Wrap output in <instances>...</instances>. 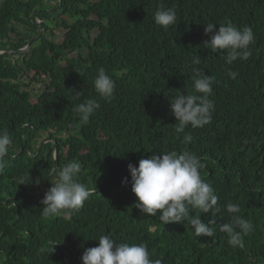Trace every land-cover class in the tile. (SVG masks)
Segmentation results:
<instances>
[{
  "label": "trees",
  "instance_id": "1",
  "mask_svg": "<svg viewBox=\"0 0 264 264\" xmlns=\"http://www.w3.org/2000/svg\"><path fill=\"white\" fill-rule=\"evenodd\" d=\"M62 2L52 17L43 0H0V131L12 139L8 167L0 173V264H81L83 251L97 246L101 234L117 243L145 242L150 258L163 264H264V0ZM161 4L176 10L177 24L168 29L153 20ZM80 13L92 19H58ZM36 20H50L43 27L51 38L57 35L52 27L63 31V44L46 35L33 40L41 29ZM209 22L216 29L227 22L250 27L255 42L249 58L228 65L222 51L204 48ZM21 25L28 27L23 36L16 28ZM91 30L115 41L121 54L118 67L107 72L116 83L111 101L101 100L93 87L100 65L88 67L84 60ZM196 56L199 66L192 64ZM194 67L214 78L212 122L177 134L170 100L176 90H194ZM229 70L238 73L235 79ZM30 82L43 84L42 93L31 94ZM69 89L83 96L74 100ZM88 98L101 107L82 125L72 109ZM43 132L46 141L39 140ZM185 134L192 135L190 143ZM167 151H191L207 165L201 175L222 209L217 227L229 219L224 205L239 202L240 215L254 225L243 248L229 245L219 230L197 238L187 222L162 224L159 211L152 217L133 207L127 165ZM72 161L82 165L78 182L97 191L77 212L44 217L41 201L55 179L50 173ZM27 171L39 185H17L16 177ZM124 178L129 183L122 184ZM190 215L211 218L197 210ZM49 241L57 243L50 254Z\"/></svg>",
  "mask_w": 264,
  "mask_h": 264
},
{
  "label": "clouds",
  "instance_id": "2",
  "mask_svg": "<svg viewBox=\"0 0 264 264\" xmlns=\"http://www.w3.org/2000/svg\"><path fill=\"white\" fill-rule=\"evenodd\" d=\"M68 17V16H67ZM69 18V17H68ZM154 23L164 29L177 24L176 10L161 4L153 16ZM207 23L203 31L210 35L203 42V47L211 52H223L224 61L231 65L236 60H247L251 55L250 45L255 42L253 30L245 26L238 29L231 22L220 24ZM201 60L194 57L192 64L199 66ZM193 91L186 93L176 90V95L170 100V110L175 118V131L184 133L185 129L202 128L212 122L214 102L212 76L200 67L192 70ZM228 76L235 79L238 75L235 71H228ZM93 87L98 97L104 101L114 99L116 88L115 80L101 67L97 70L93 80ZM74 100H80L83 91L69 89ZM101 107L99 100L95 98L84 99L72 109L74 119L82 125L89 122L90 117ZM185 142H191V134H185ZM12 139L7 131H0V173L8 167V153ZM22 152V149H21ZM207 165L201 158L191 151L177 153L176 151L160 152L148 158H142L138 165H127L130 174L131 192L135 196L133 207L140 215L157 217L162 224L170 222H187L198 238L214 237L217 230L228 237V244L234 247H244L243 237L254 231L251 221L245 220L241 215L239 202H228L224 205L229 219L219 227L216 226V215L221 212L218 195L211 183L203 179L201 172ZM82 171V165L78 161L66 163L58 172L55 168L51 174L55 179L44 194L41 201V214L44 217L59 216L62 213L70 215L84 206L96 187L90 188L82 182H78V176ZM17 185H39V178H32L29 171L16 177ZM129 183L128 178L122 180V184ZM193 210L200 214H211V218L204 222L201 215H190ZM98 245L83 251L81 264H163L162 258L151 259L148 245L145 242L117 243L109 234H101L97 239ZM49 241L48 253L54 251V245Z\"/></svg>",
  "mask_w": 264,
  "mask_h": 264
},
{
  "label": "rangeland",
  "instance_id": "3",
  "mask_svg": "<svg viewBox=\"0 0 264 264\" xmlns=\"http://www.w3.org/2000/svg\"><path fill=\"white\" fill-rule=\"evenodd\" d=\"M62 1H66L67 0H43L45 6L47 8H49L47 10V12H49L50 14H52V17H55V14L53 15V8L58 4L57 8H62ZM90 3H93L95 0H88ZM69 4H73V3H69ZM69 18H68V17ZM59 20H64L66 23H70L72 20H76L78 22H82L87 21V20H91V16H87L85 17L83 14H75L70 15V14H63L60 15ZM38 23V25L40 24L41 29L37 32V35L33 38V40L37 39L39 36L42 35H46L47 38L53 40V43L56 45H62L64 42V32L61 31L60 29H56L54 28V33L57 34L56 37L51 38L50 34L46 33V29L43 26H50V20H36L35 23ZM148 22V21H146ZM129 27V26H127ZM16 28L18 29V31L20 32V36H23L25 33H27L28 31V27L21 25V26H16ZM84 33H87L84 31ZM92 38L91 40L88 42L89 43V49L86 52L85 56H84V60L87 61L86 65L88 67H94L96 64H99L100 67H103L106 72H113L114 69H116L118 67V65L121 63V54L119 52L118 49V45L115 41H110V40H103L101 38V35L99 33H96L94 30H91L90 33H88ZM103 36V35H102ZM103 38H106L103 36ZM30 48V44H28L26 47L19 49L17 52H25ZM83 51V53H85L86 48H82L81 49ZM11 53V52H10ZM4 54L3 51L0 50V56ZM10 59L11 60H16L17 57L13 56L12 54H9ZM75 54L72 53L69 55V57H74ZM62 64H64V62H62ZM26 80H28L27 78H25ZM44 85L40 84V83H36V82H30L29 86H28V90L30 91L31 94L33 95H38L39 93H42V91L44 90ZM38 137H34L32 142L35 140V144H33V148L34 150H36L37 147H39L38 141H37ZM39 140L40 141H46L48 139V133L46 132V134L43 132L41 133V135L39 136ZM22 149V148H21Z\"/></svg>",
  "mask_w": 264,
  "mask_h": 264
},
{
  "label": "bare ground",
  "instance_id": "4",
  "mask_svg": "<svg viewBox=\"0 0 264 264\" xmlns=\"http://www.w3.org/2000/svg\"><path fill=\"white\" fill-rule=\"evenodd\" d=\"M36 24H38L37 22H36ZM11 53H13V51H10Z\"/></svg>",
  "mask_w": 264,
  "mask_h": 264
}]
</instances>
